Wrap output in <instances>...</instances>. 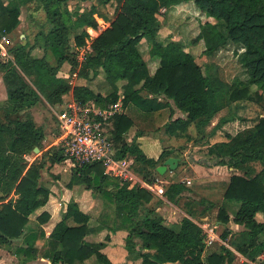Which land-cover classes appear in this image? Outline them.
<instances>
[{
    "label": "trees",
    "instance_id": "trees-1",
    "mask_svg": "<svg viewBox=\"0 0 264 264\" xmlns=\"http://www.w3.org/2000/svg\"><path fill=\"white\" fill-rule=\"evenodd\" d=\"M32 1L37 3L36 9L45 11L49 29L40 31L33 43L11 42L10 57L0 54L7 92L0 118V247L21 240L16 251L23 264L40 255L53 264H81L93 255L94 264H116L103 249L111 240V231L120 228L118 224H91L92 216L71 198L46 236L42 224L51 214L47 210L36 214L51 194L41 170L53 168L64 155L59 145L46 148L45 129L36 123L32 107L42 98L50 104L61 103L63 95L72 90L75 99L102 107H111L119 98L123 107L132 103L149 112L174 104L183 115L170 114L163 124L166 134L184 136L193 124L197 131L194 141L207 146L216 164L242 171L231 174L221 204L205 197L199 202L185 200V213L175 227L149 204L155 196L151 190L107 173L100 161L73 167L68 188L84 185L103 202L115 204L116 215L128 226L125 247L129 259L141 256L139 264H235L240 255L244 264H264V115L235 134L226 131L224 140H210L223 124L239 117L236 113L242 104L237 102H264V0H114L118 6L111 19L100 6L112 0H96L84 9L79 5L71 9L69 0H0V31L12 36L21 22L22 6ZM193 4L225 26V32L208 21L197 26L192 43H204L200 55L194 51L195 45L188 48L180 40L159 37L162 17L188 5L194 9ZM101 18L110 20V25L92 38L78 58V51L91 37L87 28H97ZM143 37L149 39L150 56L157 61L153 73L139 48ZM228 41L244 47L246 79L227 82L216 67L204 69L200 64L202 56H209ZM36 48L42 52L37 53ZM60 70H76L86 79L103 73L108 91L96 92L87 84L71 86L69 79L58 74ZM224 106L233 111L207 130ZM133 125V118L125 111L111 117L116 157L133 156L135 170L153 181L161 175L156 166L171 153L180 154L183 148H164L158 158L149 157L135 137H127ZM36 146L41 156L27 159V154H35ZM254 161L261 163L259 170ZM185 190V182H170L160 199L177 203ZM227 201L239 203L232 214ZM35 214V224H31ZM202 216H209L223 227L219 239L210 245L205 243L198 221ZM231 222L242 228L234 231ZM105 229L103 240L87 238ZM39 239L44 240L42 250L37 244Z\"/></svg>",
    "mask_w": 264,
    "mask_h": 264
},
{
    "label": "rangeland",
    "instance_id": "rangeland-1",
    "mask_svg": "<svg viewBox=\"0 0 264 264\" xmlns=\"http://www.w3.org/2000/svg\"><path fill=\"white\" fill-rule=\"evenodd\" d=\"M8 1V0H6ZM69 4L71 5V9L74 8L75 6L78 7L79 9H84L86 7H89L91 3L96 2V0H88V1H80L77 3L76 0H69ZM37 3L35 1L28 2L26 5L22 6V14H21V22L16 28V30L11 34V40L13 44L16 41L22 40V42H30L33 43L36 39V35L40 31H47L50 27V23L48 22L46 18V13L45 11L39 7V9H36L35 6ZM117 2L112 0L109 2L107 5L100 6L102 11L106 12L108 16L111 18H114L115 16V11L117 10ZM193 6H195L193 4ZM194 9L191 8V6H185L184 8H177L174 10V12L171 14H167V16L162 17L164 20V25L160 29L159 32V37L161 38H167L171 37L176 40L182 41L186 47H190L191 45H195L194 51L196 53L201 54L202 48L205 46L204 43H192V38L193 35L195 34V30L197 29V26L201 23L204 22H209L210 24H214L218 29L221 30V32H225V26L222 24V22L216 20L213 17H208L205 15L202 11L198 10V8L195 6L193 7ZM110 25V20H104L100 19L99 25L95 30H92L89 28V34L91 37L87 39V45L80 48V50L77 53L78 58H81L83 51L85 48H87L92 41V38H94L96 35H98L103 29H105L107 26ZM91 29V30H90ZM40 44V43H38ZM198 44V45H197ZM147 42L143 41L140 43V48L142 49L143 53L145 55H149V49L146 48ZM244 50V47L239 44L235 43L232 41H228L224 44H221L212 54L209 56H202L199 61L200 64H202L203 68L206 69L207 66H212L216 67L217 73L227 82L232 81L234 78H240V79H246L247 78V72L245 70V67L242 65V52ZM37 53H41L42 49L41 48H36ZM153 60V58L151 57ZM69 67V64L67 68ZM66 68V67H65ZM58 74L60 76H63L67 79H69V82L71 83V86H74L76 84H87L89 85L94 91L96 92H103L106 93L108 89V84L104 79V74L100 73L98 76L92 78V79H86L83 77H79L77 74V71L75 70L74 73H67L64 72V70L58 71ZM123 83V81L120 82V84ZM4 86V83H2ZM1 88V87H0ZM4 88V87H3ZM253 89L256 88V86H252ZM73 93L72 90L67 92L66 94L63 95V101L61 103H56V104H50L48 103L44 98L39 100L33 107H32V112L35 118V121L38 125L43 126L46 132V143L47 147H49L50 144H53L54 139L56 135L59 133V119L57 117V114L55 111L60 109L63 105V103L67 100L72 99ZM238 104H242L240 106L239 110L237 111V117L233 121H229L225 124H223V127L218 131V133L211 137L210 140H224L226 139L225 132L228 131L232 134L237 133L239 130H242L246 126L253 124L256 122L258 116L264 115V102L263 104H259L255 101H250V100H241L240 102H237ZM237 103H233V107L237 105ZM165 110H162V114H164ZM233 111V108L230 110L229 107L224 106L216 116L214 117L213 121L211 124L207 126V130H210L212 126L218 121V119L230 112ZM166 112V111H165ZM156 134H150V138L156 139L158 141H161V144L164 143V140L162 136ZM197 134L195 126L192 124L186 135L180 136V137H175L171 136L170 139L168 140L171 144L175 143L176 139L178 138L180 143H179V149L183 148L180 150L181 154L183 157L187 160H197L201 161L202 158H206L209 163H215L214 158L209 156L207 153V146L203 143L199 144L194 141V138ZM132 132H127V137L131 138ZM148 138V137H147ZM147 138L142 140V148L143 150L148 153L152 154V150L148 147L147 145ZM175 148V149H178ZM42 151H35V154H27L26 158L29 160H34L36 157L41 156ZM192 161V160H191ZM48 164V163H47ZM195 165V170L193 169H187L186 167L180 166L179 168H176V172L172 176H166L169 179L172 178H180L184 175L190 176L193 179V183L187 184V192L188 191H193L195 193H191L188 195L186 194L181 195V202L179 206L183 207V199L190 196V199H194L195 202H199L201 198L203 197H210L213 201H215L218 204H221L224 202L223 198V190L226 186V183L228 181V177H224V174L221 176L217 177V185L215 188L208 186L210 179L209 176L203 175L202 181L199 180L200 177V170L201 168H207V165H201L200 163H194ZM255 167L256 170H259L261 168V163L259 161H254L252 163ZM220 165H225V170H227L228 173L233 174V173H241L242 171L237 168H233L227 164H220ZM203 166V167H201ZM73 168V167H72ZM72 168L65 163L59 162L54 165L53 168L48 169L44 167L42 171V176L41 178L48 184L52 185L55 184V193L58 195L60 191L63 189L64 186H66V183L69 181ZM54 174H59V178H54ZM204 174V173H203ZM161 179V175L159 177ZM200 181V183H199ZM198 183H199V188L198 189ZM166 184V183H164ZM77 192H81L82 190L85 189L84 185L81 184H76ZM213 188L214 192L208 191ZM87 190V189H86ZM197 190V191H196ZM186 191V190H185ZM199 192V193H196ZM94 199L95 206L92 207L90 212L93 214L92 219H91V224H97L99 222H107L108 224H118L120 228H118L115 231H111V240L107 242L108 248L106 252L111 255V259L116 263V264H139L141 260V256H135L136 259H133V256L131 259L126 258L122 256V246L125 247V241H126V235L128 233L127 230V225L125 224V221L116 215V206L112 202L105 203L103 202L101 197H95L92 195ZM194 196V197H193ZM203 196V197H201ZM59 197V195H58ZM156 197V195H155ZM159 197V196H158ZM62 198V197H61ZM66 200V199H65ZM187 200V199H186ZM185 201V200H184ZM167 204H169L167 202ZM182 204V205H181ZM152 205V204H151ZM239 203L235 201H227V206L229 210L231 211V214L235 211V209L238 208ZM215 209L216 208H212ZM211 213L216 214V211L213 210ZM165 213V211H164ZM168 224H173V226L176 227V223L170 222L168 219H165ZM31 224H35V217H32L31 219ZM233 228L234 231L238 230V228H241V226L234 225L233 222L230 224ZM216 230L220 234V232L223 230L222 226L216 225ZM121 230V231H118ZM107 233V230H103L99 233H92L88 235V239L90 240H103L105 234ZM21 240H16L13 244H17ZM42 240L39 239V243ZM18 245V244H17ZM16 245V246H17ZM14 246L13 248H16ZM124 251H127L126 247L124 248ZM128 253V252H127ZM126 253V254H127ZM21 257V256H20ZM22 258V257H21ZM95 263V256H91L88 258L85 262L81 264H94ZM13 264H23L20 260L18 262ZM27 264V263H26ZM235 264H244L242 257L239 255L235 259Z\"/></svg>",
    "mask_w": 264,
    "mask_h": 264
},
{
    "label": "crops",
    "instance_id": "crops-1",
    "mask_svg": "<svg viewBox=\"0 0 264 264\" xmlns=\"http://www.w3.org/2000/svg\"><path fill=\"white\" fill-rule=\"evenodd\" d=\"M89 27L92 30L96 31V28H93L91 26H89ZM89 27L87 28V31H89ZM143 41L147 42L148 46H146V48L149 49V47H150L149 46L150 45L149 39L147 37H143L140 40V43L143 42ZM140 43H139V48H140ZM140 50H141V52L143 54L144 59L147 62V66H148L149 72L153 73L156 70L157 61L154 58L152 60L150 54L149 55H145V53H143L141 48H140ZM123 82H124V80H123ZM2 83H4V81H3V78H2V72L0 71V87H1L0 88V118H1L2 113L4 111L2 109V105H3L4 101L7 98L6 87H5V84H4V86H2L3 85ZM121 92H122V90H121ZM117 102H118L119 105H121L119 111H125L134 120V125L128 130V132H132V134H133V135H131V138L135 137L136 140L139 142L140 147L142 148V140L148 137L146 143H147V145H149L148 147L152 150V154L146 153L143 150V148H142V150L146 153L147 156L158 158L160 153L162 152V150L164 148H173V149H175V148L179 147V143H180L179 141H181V140H179L177 138L176 141H174L175 143L171 144L168 140L170 139L171 136H175V135L166 134L165 131H164V127H163L164 126L163 124L169 119L170 114H172L173 117H177V116H182L183 115V113L180 110H178L177 108H174L175 107L174 104H172L171 106H168L166 108L159 109L157 111L149 112V111L141 110L140 108H138L136 105H134L132 103L127 105L126 107H123L122 106V102H121V98H119ZM162 110H165L166 112L164 111V114H162L163 113ZM140 131L142 133H140V135H136L137 132H140ZM156 132H158L157 135L162 136V138L164 140L166 139L164 141V143L161 144V141H158L156 139L150 138V134H156ZM175 137H180V136H175ZM180 139H182V137H180ZM213 141L214 140H211V142H213ZM170 155L179 156L180 157V161H179L178 166L176 168H179L180 166H182V167H186L187 169L195 170L194 167H195L196 164H194V163H200L201 165H207V168H201V170H200V177L201 178H199V180L202 181L203 175L207 174V176H209V179H210V182H209V185H208L210 187H213V188L216 187V185L218 183L217 182V177L218 176H221V175L224 174V177H226V178L228 177V181H229V178L231 176V174L228 173L227 170H225V168H224L225 165H220V164H216V163H209L205 157L202 158L201 161H198V159L197 160H193L192 158H190L192 160L191 161V160L185 159L183 157V155L181 153L179 154L178 152H173ZM201 167H203V166H201ZM175 169L171 170V169L167 168L165 170V172L161 174V179L160 178L159 179L163 183H166L164 185H167V184H169L170 182H173V181H180L181 180V181L185 182L186 179L190 180V183H188V184L193 183L192 177L187 176V175H184V176H182L180 178H172V179H169L168 177H166V176L174 175V173L176 172ZM200 181H199V183H200ZM228 181H227V183H228ZM199 183H198V189L200 190ZM227 183H226V185H227ZM49 186H50V189H51V194H50L49 200L44 206L39 208L37 210V212H36V214H38L42 210H47L51 214L50 219L42 224V226H43V228L45 230L46 236H48L50 234V232L52 231V229L55 226L56 222L61 218V213L65 209L67 201L69 199H71V198H74L75 200L78 201L79 206H80V208L82 210L88 212L91 216L93 215L90 212V210L92 209V207L95 206V203H94V199L95 198L92 196L91 190L84 189L81 192H77L78 189H76L77 188L76 185H74L71 188H68L67 186H64L63 189L58 194L59 195V197H58V195L55 193V191H56V189L54 187L55 184H52V185H49ZM213 188L211 190H208V191L214 192ZM186 192H187V190L182 194L183 197L186 194ZM223 192H224V190H223ZM187 193L189 195V194L195 193V192L188 191ZM196 193H199V192H196ZM181 197L182 196H180V198H179L177 203L168 202L169 204H167V202L161 201L160 196L159 197L158 196H156V197L154 196L152 198V200L149 202V204L150 205L152 204L153 206H156L157 211H159L164 216L165 219H168L172 223H177L182 218V216L185 213L183 208L181 206H179V204L181 202L180 201ZM201 197H203V196H201ZM205 198H207L208 200H211V201L214 200V199L212 200L210 197H205ZM186 199L187 200L190 199V196L189 197L186 196V198L183 199V203L185 202L184 200H186ZM164 211H165V213H164ZM36 214L34 215V217L36 216ZM234 225L238 226V224H234ZM241 228H242V226H241ZM238 229H240V228H238ZM118 231H121V230H118ZM87 238H88V236H87ZM111 238H112V236H111ZM41 240L42 241L40 243L37 242L38 246L40 247L39 248L40 250H42V248H43L42 246L44 244V240L43 239H41ZM93 241H97V240H93ZM98 241H100V240H98ZM19 243L20 242H18L17 244H19ZM17 244H12L10 246L7 245V246L0 247V264H13L14 261L16 263L19 260L21 262H23L22 258L20 256H18L16 248H13ZM108 246L109 245H106L104 247L103 250L105 252H106ZM124 248L125 247L122 246V256L125 257V255H126V258H128V253H127V251H124ZM109 257L111 258L112 256L110 255ZM27 264H53V263H51L50 260L47 257H44V256L40 255V256H38L36 258H33V259L27 261Z\"/></svg>",
    "mask_w": 264,
    "mask_h": 264
},
{
    "label": "built area",
    "instance_id": "built-area-1",
    "mask_svg": "<svg viewBox=\"0 0 264 264\" xmlns=\"http://www.w3.org/2000/svg\"><path fill=\"white\" fill-rule=\"evenodd\" d=\"M11 36L5 31H0V54L10 57L9 45ZM56 112L59 119V133L53 144L62 148L64 158L61 161L72 167L100 161L105 165V171L124 180L137 182L153 192L156 196H163L164 183L157 177L147 180L135 170L133 156L118 158L111 136V117L120 110L118 102L111 107L87 104L72 97L65 101ZM185 183H190L189 179ZM207 245L219 239L214 219L209 216L199 217Z\"/></svg>",
    "mask_w": 264,
    "mask_h": 264
},
{
    "label": "water",
    "instance_id": "water-1",
    "mask_svg": "<svg viewBox=\"0 0 264 264\" xmlns=\"http://www.w3.org/2000/svg\"><path fill=\"white\" fill-rule=\"evenodd\" d=\"M34 151H39V148L36 146L34 148ZM179 161H180L179 156L170 155L156 166V170L160 174L164 173L167 168L174 170L178 166ZM214 161H216V158L214 159Z\"/></svg>",
    "mask_w": 264,
    "mask_h": 264
}]
</instances>
